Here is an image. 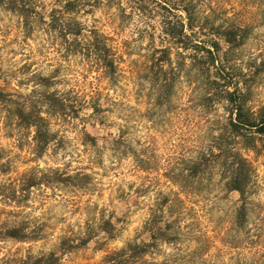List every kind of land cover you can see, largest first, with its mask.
<instances>
[{
    "label": "rangeland",
    "instance_id": "obj_1",
    "mask_svg": "<svg viewBox=\"0 0 264 264\" xmlns=\"http://www.w3.org/2000/svg\"><path fill=\"white\" fill-rule=\"evenodd\" d=\"M29 1L38 4L40 12L30 17L32 29L21 14L0 7V86L12 93L8 101L0 100V184L31 171L49 177V182L27 191L17 204L0 195V225L25 221L40 233L28 241L0 237V262L29 251L61 254L64 237L79 243L91 232L87 244L61 254V264H104L108 252L130 241H152L151 219L158 203L165 195H179L184 202L155 224L164 228L172 221L168 231L176 238L160 239L147 259L165 264H264V147L244 151L256 170L247 216L240 224V193L226 189L218 170L191 179L193 188L186 190L171 177L185 165L181 153L195 155L196 145L208 141L227 118L223 104L206 96L211 91L208 76L187 58L170 100L161 105L158 87L145 76L153 48L171 43L167 23L186 21L188 7L196 25L204 26L202 39L221 40L228 81L242 85L249 105L260 109L264 32L258 29L264 28V2L87 0L80 12L64 15L112 37L124 60L121 75L111 82L87 70L80 54L66 55L65 38L48 26L65 0ZM227 25L248 26L243 45L230 47L216 34L219 26ZM48 76L52 81L44 84L42 77ZM54 95L64 107L50 100ZM23 103L42 111L52 133L41 153L35 128L21 124L15 114ZM94 103L101 107L97 112ZM261 138L264 143V135ZM106 221L115 226L113 237L104 230Z\"/></svg>",
    "mask_w": 264,
    "mask_h": 264
},
{
    "label": "trees",
    "instance_id": "obj_2",
    "mask_svg": "<svg viewBox=\"0 0 264 264\" xmlns=\"http://www.w3.org/2000/svg\"><path fill=\"white\" fill-rule=\"evenodd\" d=\"M260 1L264 2V0ZM86 2L87 0H65L61 9H55L51 15V21L47 24L50 28L59 31L65 38L66 55L80 54L87 70L98 71L101 75L108 77L111 82H116L123 70L121 62L124 60V56L112 43V37L96 26H88L78 18L65 17L66 15H64V13L80 12ZM1 6L21 14L25 18V25L30 29L34 24L30 20L32 13H34L33 19L40 14L38 4L28 2V0H0ZM184 10L187 13L186 21L176 19L167 23L165 32L171 43L153 48L149 55L145 76L150 78L152 85L158 87L157 103L160 105L166 103L170 100L172 89L186 67V59L189 58L192 67L208 76L211 91L206 95L207 98L210 101L215 99L220 102L227 99L228 103L223 106L227 109L228 115L219 126L218 131L213 132L208 141L196 145L195 155L189 156L185 155L186 153H181L179 160L185 165L180 169V173H175L176 175H171V177L181 189L186 190L188 186L189 189L193 188L191 179H200L207 172L218 170L226 189L240 193L242 204L238 209L237 217L239 223L243 224L247 216L248 200L256 170L244 151L249 149L258 152L264 147V143H260L261 137L264 135V106L258 110L254 109L248 103V94L240 90L239 84L228 81L226 66L220 54L223 50L221 40L211 39L208 43V40L202 39L200 33L205 31L204 26L196 25V20L188 7H184ZM61 14L64 17H60ZM188 29L191 30L190 33ZM215 32L230 47H239L248 37L249 29L248 26L227 25L219 26ZM174 47L177 48V59L173 56ZM42 81L44 84H50L52 78L42 77ZM11 94L0 86L1 101H8L7 98H10ZM50 100H55V105L57 104L59 107L65 106L56 95ZM100 109L101 107L97 103L93 104L95 112ZM61 111L64 112L65 109L61 108ZM73 112L78 113L77 109H74ZM15 114L21 124L35 128L34 139L37 142V151L43 152L52 133L47 129V120L42 111L28 108L27 104L23 103L16 107ZM44 182H49V177L46 178L45 175H39L35 171L24 172L17 179L1 183L0 195L17 204L27 196V191ZM183 202L184 199L179 195L174 198L165 195L158 203V210L155 211L151 219L154 231L153 240L142 243L130 241L124 247L108 252L104 264H165L149 260L146 255L151 252L152 246L156 245L160 239L167 238L169 241L176 238L174 237L176 233L168 231V227L173 225L172 221H168L164 228L155 224L159 219L165 218L173 206ZM104 226V230L113 237L115 229L113 223L106 221ZM39 236V231L29 229L25 221L0 225V237L2 238L28 241L37 239ZM92 238L93 233L91 232L83 235L79 243H76L74 238L64 237L59 246L60 252L62 254L72 251L80 245L87 244ZM61 254L56 251L38 254L29 251L26 255L7 256L1 260L0 264H61Z\"/></svg>",
    "mask_w": 264,
    "mask_h": 264
},
{
    "label": "clouds",
    "instance_id": "obj_3",
    "mask_svg": "<svg viewBox=\"0 0 264 264\" xmlns=\"http://www.w3.org/2000/svg\"><path fill=\"white\" fill-rule=\"evenodd\" d=\"M258 31L264 32V28L258 29ZM253 54H255V52H253ZM237 63H239V61H237ZM240 90L243 91L242 85L240 86ZM221 103L226 105L228 103V101H227V99H223V100H221ZM220 110L222 111V109H220Z\"/></svg>",
    "mask_w": 264,
    "mask_h": 264
}]
</instances>
